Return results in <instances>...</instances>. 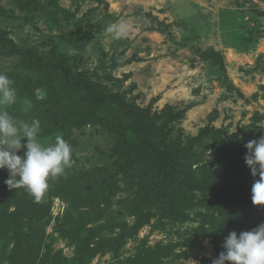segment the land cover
Returning a JSON list of instances; mask_svg holds the SVG:
<instances>
[{"label":"rangeland","instance_id":"rangeland-1","mask_svg":"<svg viewBox=\"0 0 264 264\" xmlns=\"http://www.w3.org/2000/svg\"><path fill=\"white\" fill-rule=\"evenodd\" d=\"M121 19L129 34L114 40L105 28ZM0 73L17 92L9 115L72 148L38 203L0 169V264H212L208 210L168 214L145 189L154 159L116 155L136 143L131 120L93 107L78 77L141 113L177 181L254 184L244 145L264 137V0H0Z\"/></svg>","mask_w":264,"mask_h":264},{"label":"clouds","instance_id":"clouds-1","mask_svg":"<svg viewBox=\"0 0 264 264\" xmlns=\"http://www.w3.org/2000/svg\"><path fill=\"white\" fill-rule=\"evenodd\" d=\"M105 33L119 40L128 36L129 26L121 19L110 23ZM13 83L0 73V169L8 170L10 175L5 183L10 188L23 187L38 203L49 188V180L63 176L70 167L72 148L62 135H56L54 143L45 146L38 139L39 119L16 121L9 115L6 106L18 100ZM22 107L23 111H29L30 101H23ZM25 140L27 143H22ZM244 147L248 150L245 163L253 178L259 177L252 185V203L264 206V137L248 141ZM22 148L26 149L23 157L17 154ZM222 247L224 251L212 260V264H264V224L252 231L229 233Z\"/></svg>","mask_w":264,"mask_h":264},{"label":"trees","instance_id":"trees-1","mask_svg":"<svg viewBox=\"0 0 264 264\" xmlns=\"http://www.w3.org/2000/svg\"><path fill=\"white\" fill-rule=\"evenodd\" d=\"M67 76H73L68 74ZM83 83H87L85 76L79 75ZM71 80L77 83V77ZM80 80V81H81ZM82 85L81 89L87 90L92 95V106L108 112L115 104L120 115L131 120L136 134V143L130 146V151L117 153L121 158L129 160L133 155L142 154L136 152V148L142 150L144 155L152 157L155 161L154 176L144 183L145 189L153 195L156 200L162 202L168 208V214L176 219H186L185 206L192 208H204L209 213L204 214L212 228V237L215 244L216 258L224 251L222 244L229 233L235 231L237 234L252 231L262 224L261 216H258V207L252 203V185L245 181V175L241 172L233 179L221 178L217 182L206 180L199 184L193 179L190 181H177V167L175 160L169 155L158 157L153 137L148 127L142 125L141 113L133 109L125 98L118 95H109L104 89H97L92 83L91 88ZM49 109L45 111L47 113ZM115 111V110H114ZM114 111L112 113H114ZM92 113V112H91ZM132 129V130H133ZM131 131V129H130ZM129 140H124L128 142ZM231 171H235L229 167ZM231 172H229V175ZM249 184V185H248ZM197 193V195H196ZM215 207V208H214ZM184 211V213H183Z\"/></svg>","mask_w":264,"mask_h":264}]
</instances>
